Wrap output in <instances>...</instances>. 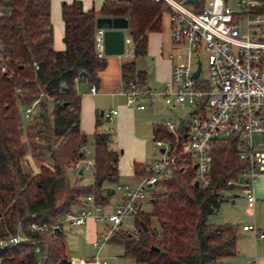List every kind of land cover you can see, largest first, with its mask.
<instances>
[{
	"label": "trees",
	"instance_id": "trees-1",
	"mask_svg": "<svg viewBox=\"0 0 264 264\" xmlns=\"http://www.w3.org/2000/svg\"><path fill=\"white\" fill-rule=\"evenodd\" d=\"M257 1L260 5L253 11L264 12V0ZM50 3L0 0L1 56L6 65L5 71L0 69V237L14 233L21 224L29 238L0 249V264H72L66 255L64 228L51 226L60 225L62 213L81 204L83 195L108 203L113 189L104 184L118 181L119 154L110 146L109 132L94 134L93 182L81 184L69 175L88 144L80 127L77 82L97 83L106 59L96 54L97 13L94 8L85 10L81 0L62 3L65 49L56 50ZM166 8L151 0H105L100 13L128 17L133 54L139 57L147 54V33L161 29ZM81 71L85 77H80ZM122 75L126 83L145 80L135 59L122 64ZM35 100L27 119L22 109ZM33 120H37L33 145L47 150L49 160L40 163L38 171H26L23 130ZM155 136L174 137L161 124L155 127ZM238 145L236 136L214 140L211 179L205 187L195 186L193 167L175 170L158 181L151 193V209H140L132 230L122 228L110 242L122 244L123 256L138 264H219L221 258L236 255L237 226L215 225L207 222V216L220 208L225 192L234 188L228 180L236 178L243 166ZM135 168L146 173L140 163ZM31 223H46L48 228L32 229Z\"/></svg>",
	"mask_w": 264,
	"mask_h": 264
},
{
	"label": "built area",
	"instance_id": "built-area-1",
	"mask_svg": "<svg viewBox=\"0 0 264 264\" xmlns=\"http://www.w3.org/2000/svg\"><path fill=\"white\" fill-rule=\"evenodd\" d=\"M151 1L168 7L171 39L183 47L185 61L174 63L171 78L162 90L156 91L144 82L130 80L125 82L122 93L127 104L137 108L145 107L143 99L161 95L167 105L189 106L190 116L188 119L182 117L176 123L164 121L163 126L174 137L155 138L162 156L148 164L140 184H118L124 200L112 210H106L92 194H86L78 208L62 213L60 225L51 226L52 229L64 228L66 224L77 227L88 219L102 222L104 229L93 241L98 249L122 229L126 217H134L142 209L156 183L169 178L175 170L185 172L193 167L194 182L197 180L204 187L209 185L213 163L211 148L216 139L238 137V156L243 166L228 184L242 187L250 207L256 201L254 183L264 174V146L253 141L255 133L264 132V12L252 9L260 3L257 0H207L201 7V0H198L192 3L198 5L193 9L185 0ZM104 32V28H96L98 57L105 56ZM126 41L130 44L131 39L126 38ZM1 51L0 45V69L5 71ZM198 63H201V71L195 78ZM34 65L38 67L36 62ZM92 92H95V86ZM36 103L37 100L26 107L25 117L33 113ZM117 113L118 110L113 108L105 116L111 119ZM83 151L88 153L86 147ZM91 164L90 159L79 158L73 167L77 170ZM30 228L44 229L48 224L31 223ZM243 229L254 230L259 238L264 239V231L254 225H244ZM28 239L19 224L14 233L0 237V249ZM68 260L72 264H110L107 257L100 254L86 258L68 257ZM246 264L257 263L249 261Z\"/></svg>",
	"mask_w": 264,
	"mask_h": 264
},
{
	"label": "crops",
	"instance_id": "crops-1",
	"mask_svg": "<svg viewBox=\"0 0 264 264\" xmlns=\"http://www.w3.org/2000/svg\"><path fill=\"white\" fill-rule=\"evenodd\" d=\"M73 0H51L50 3V16L53 25V46L56 50L65 49L64 34H65V22L62 17V3L72 2ZM83 8L85 10L94 8L97 16H101L100 10L105 0H81ZM169 13V9L166 8L164 12ZM163 18V14H162ZM161 29L159 31H149L148 36V50L147 54L144 56H152L153 64L149 66L148 69L140 67L137 65L139 58L144 56L135 57L133 54V42L129 34V28L125 30L126 38H130L131 49L130 51H125V54L120 55H107L105 54L106 66L103 70L99 72V80L97 83L91 82L89 79H83L77 82V91L81 95V110H80V127L81 130L86 134L87 138L92 137L94 142V134L96 132H109L111 135L110 146L112 149L118 152V181L114 182L112 186L104 184V187H110L113 189V194L110 196L108 203L103 204L105 209L110 211L108 208L110 201L113 196L118 193V198L114 202V207L124 200V193L122 190L118 189V184L127 183L132 186L140 184L143 176L146 174L141 168L138 172L135 168V163H140L146 167L153 160L149 159L148 156V145L151 142V137L155 136V127L158 124L163 125L164 122H158L156 115L154 114V102L156 98H160L162 102L165 103L161 95H155L151 98L143 99L145 104L144 108H137L136 106L128 105L126 102L125 95L122 93L124 88V80L122 75V64L126 61H131L135 59L136 68L145 72L144 83L152 88L153 90H162L166 82L171 78L172 68L175 62H184L185 58L183 56V47L173 43L171 39V25L169 19V35H164ZM165 48L168 51V55L164 57ZM170 55H173L171 58ZM95 86V92H92V87ZM52 104V103H51ZM166 104V103H165ZM170 107H176L171 106ZM178 106V105H177ZM116 108L118 110L117 115H115L112 120V126L110 130L103 129V120L107 119L105 114ZM104 113V114H103ZM97 120L100 124L97 126ZM109 120V119H107ZM116 135V146L112 144L113 131ZM261 133V132H258ZM135 139L136 145L130 143L131 139ZM123 147L124 149L119 152L117 148ZM87 158V153L84 157ZM91 160V159H90ZM92 164L85 166L88 168L94 163V149ZM73 164H72V167ZM75 169V168H74ZM78 170L77 179L81 184L83 182V167ZM263 177V178H262ZM261 178V180L259 179ZM94 180V172H93ZM108 183V182H107ZM254 192L257 200V196H261L264 193V174L259 176L254 183ZM84 196V195H83ZM81 198V201L83 199ZM146 202L151 205V198L143 202L142 209ZM80 204L75 205L73 208H78ZM151 209V207H150ZM149 209V210H150ZM112 210V209H111ZM146 210V211H149ZM92 220V219H91ZM94 221V220H93ZM96 222V221H94ZM85 224V223H84ZM104 224V223H103ZM247 225V224H244ZM243 225V226H244ZM69 226V225H68ZM105 226V225H104ZM96 230V235L104 229ZM125 227L123 223L122 228ZM238 228V227H237ZM243 228V227H242ZM244 230V229H243ZM248 231V230H245ZM239 239V238H238ZM261 239V238H260ZM238 243V241H237ZM238 250V247H237ZM238 253V251H237ZM236 255L223 257L220 259L219 264H239L235 259ZM256 262L257 264H264V256L261 254H256L254 260H248Z\"/></svg>",
	"mask_w": 264,
	"mask_h": 264
},
{
	"label": "rangeland",
	"instance_id": "rangeland-1",
	"mask_svg": "<svg viewBox=\"0 0 264 264\" xmlns=\"http://www.w3.org/2000/svg\"><path fill=\"white\" fill-rule=\"evenodd\" d=\"M207 0H201L200 6L202 7L204 2ZM232 4H236L234 1H231ZM190 6L195 9L196 6L190 3ZM163 23V32L164 35H169V13L166 11L163 13L162 18ZM131 44L127 48V51H130ZM132 50V49H131ZM126 51V52H127ZM125 52V53H126ZM123 53V54H125ZM168 55V51L165 48L164 57L166 58ZM137 65L140 67L148 69L151 64H153L152 56H144L139 58L137 61ZM203 64V72H206V64L205 61H202ZM191 108L189 106L178 105L176 107H170L164 102L160 100V98H156L154 102V114L157 117L158 122H164L167 120H171L173 122H178L180 118L184 117L186 119L190 116ZM22 115L24 116V110L22 109ZM32 115V114H31ZM26 117L29 119L31 117ZM37 120L27 121L25 123V127L23 130V136L27 143V151L28 154L26 156V161L24 160V168L26 171H30L33 169L34 171H38L39 164L43 161H48L49 152L44 149H35L33 145V135L36 132ZM112 120H103V129L110 130L113 127ZM36 127V128H35ZM113 131V140L112 144L116 146V135ZM253 141L256 145L262 144L264 146V132L255 133ZM130 143L136 145L135 139H131ZM86 149L88 150L87 159H91L93 157V141L92 137L88 138V144L86 145ZM119 152H121L124 148H117ZM148 156L149 159L154 160L155 158L161 157L162 154L159 153L158 146L155 144V138L151 137V142L148 145ZM35 154V155H34ZM83 170V182L85 185H90L93 182V169L92 166L85 168L82 166ZM69 175L72 180L77 179L78 170L71 168L69 169ZM263 178V177H262ZM261 180V178H259ZM106 185L112 186L113 183L106 182ZM118 198V193L112 197L109 205V209L114 208V202ZM73 205L71 208H73ZM151 207L149 202H146L143 210H149ZM207 222L213 223L215 225L231 223L238 227V253L236 254L235 259L239 264H244L248 260H254L256 254H261L264 256V239H260L257 236V232L254 230H243V225H254L257 229L264 231V193L261 196H257V200L253 207L248 205L247 198L242 191V187L239 185H234L232 190H228L225 192L223 201L221 203L220 208L207 216ZM125 227L123 229H131L134 227V218L129 216L124 219ZM104 224L102 222H94L91 219H88L85 224L77 227H71L67 224L64 226L65 234H66V255L70 258H81V257H92L96 254H100L102 256L107 257L110 264H138L133 258L123 256L124 247L120 243L108 242L105 243L102 248L98 249L94 247L93 241L96 239V230H101ZM140 264V263H139Z\"/></svg>",
	"mask_w": 264,
	"mask_h": 264
},
{
	"label": "water",
	"instance_id": "water-1",
	"mask_svg": "<svg viewBox=\"0 0 264 264\" xmlns=\"http://www.w3.org/2000/svg\"><path fill=\"white\" fill-rule=\"evenodd\" d=\"M198 0H185V3H193ZM96 27L104 28V52L107 55H120L129 47L126 41L125 30L129 27V19L126 16H98L96 19ZM201 71V63L194 73V77H198ZM85 71H81L80 77H85ZM195 186H199V182H194Z\"/></svg>",
	"mask_w": 264,
	"mask_h": 264
}]
</instances>
